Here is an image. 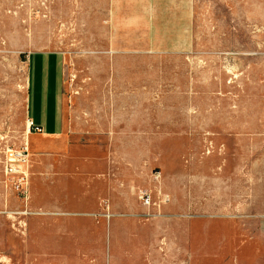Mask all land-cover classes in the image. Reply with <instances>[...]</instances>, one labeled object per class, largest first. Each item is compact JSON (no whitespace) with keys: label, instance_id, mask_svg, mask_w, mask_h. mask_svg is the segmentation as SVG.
<instances>
[{"label":"rangeland","instance_id":"1","mask_svg":"<svg viewBox=\"0 0 264 264\" xmlns=\"http://www.w3.org/2000/svg\"><path fill=\"white\" fill-rule=\"evenodd\" d=\"M110 2L0 0V197L34 213L0 217V264H264V0H193L186 54L117 52ZM39 54L66 131L30 135L24 200L4 166Z\"/></svg>","mask_w":264,"mask_h":264},{"label":"crops","instance_id":"2","mask_svg":"<svg viewBox=\"0 0 264 264\" xmlns=\"http://www.w3.org/2000/svg\"><path fill=\"white\" fill-rule=\"evenodd\" d=\"M193 17V0H111L112 45L120 53H190ZM63 63L60 54H39L28 67V146L30 135L53 139L65 134ZM30 123L33 127L29 129ZM12 197H8L11 209H18ZM10 226L19 230L11 220Z\"/></svg>","mask_w":264,"mask_h":264},{"label":"built area","instance_id":"3","mask_svg":"<svg viewBox=\"0 0 264 264\" xmlns=\"http://www.w3.org/2000/svg\"><path fill=\"white\" fill-rule=\"evenodd\" d=\"M31 127H33V123H30L29 129ZM28 151L29 147L26 143L20 154L17 155L14 152H10L4 166L6 186L24 200L29 199V175L27 170H25L28 165ZM31 214L34 213L29 212L26 207L23 209H11L8 197H0V215L9 218L15 229H19L18 232L26 229V218Z\"/></svg>","mask_w":264,"mask_h":264},{"label":"bare ground","instance_id":"4","mask_svg":"<svg viewBox=\"0 0 264 264\" xmlns=\"http://www.w3.org/2000/svg\"><path fill=\"white\" fill-rule=\"evenodd\" d=\"M26 139H27V136H26Z\"/></svg>","mask_w":264,"mask_h":264}]
</instances>
